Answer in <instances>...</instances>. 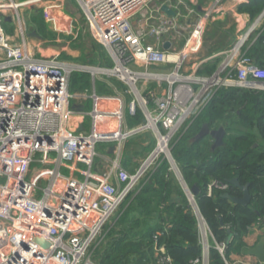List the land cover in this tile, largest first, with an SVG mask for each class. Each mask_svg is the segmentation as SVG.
<instances>
[{
	"label": "built area",
	"instance_id": "1",
	"mask_svg": "<svg viewBox=\"0 0 264 264\" xmlns=\"http://www.w3.org/2000/svg\"><path fill=\"white\" fill-rule=\"evenodd\" d=\"M66 1L28 2L39 4L54 30L72 35L79 21L65 12ZM74 1L90 35L114 62L113 67H98L96 73L125 82L128 88L119 93L128 98L123 103L119 97L114 128L98 132V117L109 115L99 109L98 102L117 97L97 94L94 88L71 92L69 76L75 65L59 60L58 51L56 55L42 52V47L47 49L56 40L31 43L17 12L7 19L15 27L14 33L8 32L3 20L6 10L25 2L0 0V264H88L95 240L145 171L141 165L128 174L117 156L107 154L104 165L97 167L99 143L118 150L136 132L152 129L156 147L149 157L154 155L152 161L160 154L170 157L173 137L186 130L220 87L264 91V68L246 53L264 29V8L232 48L198 58L205 26L224 0H213L200 9L188 0ZM162 6L174 14L167 15ZM180 37L184 43L176 52ZM222 54L225 60L213 73H201ZM88 99L93 105L86 110ZM139 109L144 122L125 128L126 119L135 118ZM79 125L83 128L77 132ZM164 136L165 150H158L159 137ZM212 187L224 190L227 184L211 182L206 188L209 196ZM195 211L202 251L201 259L193 262L208 264L209 248L222 252L225 244L206 242L213 236ZM154 250L159 264H173L163 244Z\"/></svg>",
	"mask_w": 264,
	"mask_h": 264
},
{
	"label": "trees",
	"instance_id": "2",
	"mask_svg": "<svg viewBox=\"0 0 264 264\" xmlns=\"http://www.w3.org/2000/svg\"><path fill=\"white\" fill-rule=\"evenodd\" d=\"M263 8L264 0H251L237 10L257 16ZM246 53L264 68V29ZM70 83L73 89L78 87L84 91L89 89L90 80L87 74L81 73L73 76ZM135 118L142 120L140 111ZM204 124L211 129L224 128L222 146L212 149V139L208 135L195 140ZM171 152L185 183L199 188L195 196L197 210L214 242L225 244L222 252L213 246L209 248L208 264H231L230 256L240 254L246 246L248 229L264 221V91L220 87L174 141ZM164 169L166 167L161 165L147 173L130 200L135 202L138 212L152 213L157 220L155 225L130 233L127 229L138 226L139 220L131 222L126 229L110 223L100 264H154L159 259L154 247L162 244L173 264H196L193 261L201 259L196 211L187 198L181 196L182 187L175 198L171 197L170 177ZM233 178L242 185L248 184L251 199L247 205L233 203L223 196L224 193L231 197L242 196V191L229 182ZM213 181L225 183L227 188L212 187L209 196L206 188ZM229 233L231 239L226 242ZM108 259L112 261L109 263Z\"/></svg>",
	"mask_w": 264,
	"mask_h": 264
},
{
	"label": "rangeland",
	"instance_id": "3",
	"mask_svg": "<svg viewBox=\"0 0 264 264\" xmlns=\"http://www.w3.org/2000/svg\"><path fill=\"white\" fill-rule=\"evenodd\" d=\"M22 2H25L23 6L18 7L17 9L11 8L6 10L5 16H3V20H4V25L5 28L8 30V32H10L11 34L14 33L15 31V27L14 24L11 21H8V17H10L12 14H15L16 12L19 14L20 18H21V22L23 24V27L25 29V31L27 33H31L34 32L36 34V37H29V41L31 43H37L40 39H49V40H56V43H51L49 42L48 44H54L56 45L57 43H60L61 47H63L64 49H60L58 50V55H59V60L64 61L66 63H70L73 65H83V66H91V67H113L114 66V62L113 60L110 58V55L107 51V49L105 47H103L100 43H98L97 41H95L92 36L90 35L87 25H86V18L85 16L82 14V11L80 10V8L77 6V4L75 3L74 0H67L66 1V9L69 8V11L73 12V14H75V10H76V15L78 17L79 20V27L77 29H73L72 30V35H68L69 33H66L65 31H57L54 30L52 24L50 25L49 22H47L42 14V10L39 7L38 3H30L28 1L30 0H20ZM68 4H71L73 7H75V10H72ZM58 13V12H57ZM55 12L52 11V15L53 17H55L56 19L59 18V14L55 16ZM257 17V16H256ZM60 19V18H59ZM221 22H217V24H220ZM63 27H66L68 32H69V26L68 25H62ZM220 29L218 30V34H216L215 38H212L216 44L213 46H225L226 48H228L227 50H229L230 48H232V45L234 43H236V41L231 45L232 41L236 39V34L234 35V29L233 26L231 28H228L226 32L222 31V27H224L225 25H222V23L219 25ZM212 28V26L209 28V30ZM263 28L260 27L259 30H261ZM209 30H207L206 33V26L204 29V33H202L203 36V40H204V35L206 33V38L207 37H211L209 35ZM38 32V33H37ZM230 34H228V33ZM255 36V32L253 35H251L248 39V42L246 43L247 46L248 44H250V42L252 41V39ZM239 37V36H238ZM226 40V45H225V41ZM63 43V44H61ZM177 45H176V49L174 46V51L178 52L180 51V49L182 48L181 46L184 43V39L183 38H179L176 41ZM224 44V45H222ZM179 46V47H178ZM205 48L204 45V41H202V45L200 50L198 51V53H196L195 57L198 58H203L202 54H203V50ZM50 47L47 48L46 47H42V52L44 54L50 55L52 53H54L53 55H56L57 53H55V51ZM173 50V49H172ZM226 51V50H224ZM218 52V51H217ZM223 57L225 58V54L220 55L218 58L221 61L223 59ZM191 58L193 59V55H191ZM217 58V59H218ZM211 65L210 69H212L215 66V69H212V73L216 70L217 66L219 65V61H217L215 58L213 59V61H211L208 66ZM75 66H73V69L70 72V76H69V90L71 92H84L82 90H79L78 87H75L74 89L72 88V85L70 83V79L73 76H79L81 73L87 74L90 82L92 79V76L89 72L86 71H80L75 69ZM72 68L71 66L69 67V69ZM78 68V67H77ZM80 68V67H79ZM97 70V69H96ZM206 74H210L211 72L208 71H203ZM97 76L99 74H96ZM97 88L99 89V87L105 91H107V94L109 93V91H111V88L113 87V90H117V91H124L126 90L128 87L126 85L125 82L121 81L119 78L115 77V76H104V78L101 79H97ZM140 84V82H138V85ZM78 85H80V83H78ZM77 85V86H78ZM128 97H123L124 100H127ZM98 107L99 109L103 112V113H109L108 116L103 115L98 117L97 119V129L98 132L100 130V124L101 121H109L111 120V118H107L109 116L113 117V112L114 110L117 109V105L109 102L107 100H100V102H98ZM91 108V106H90ZM89 108V109H90ZM88 110V109H87ZM113 125L116 124V120L113 119ZM135 120H127L126 124L127 125H132ZM192 123V122H191ZM110 125L109 127L107 125H105L103 128H105L104 131H109V129H113L114 126ZM164 134V133H163ZM183 134L182 131H179L171 140L169 146H172V144L174 143V141L180 137ZM136 135V134H135ZM131 136L130 138H128L127 142L124 144V147L122 148V153L119 157L118 163L119 166L125 170L128 174H132L135 172V170L139 169L140 166L142 165V162L144 160H146L150 154L153 152L154 148L156 147V138H155V132L151 129H146L142 132H139V134H137L136 136ZM106 145H103V143H99L96 146V150L99 153V157L96 158L95 160V164L97 167H100L102 165H104L105 162V158H107L108 156L104 153ZM172 150V149H171ZM171 156L174 159L172 152H171ZM105 157V158H104ZM109 158H111L109 156ZM175 160V159H174ZM176 163V167L174 168V166L172 165L171 161L169 160V157H166L164 154H160L157 158H155L151 164H149L145 171L143 172L142 176L139 178V180L137 181V184L134 186V188L132 189L131 193L128 195V197L125 199L124 203L122 205L119 206V208L116 210V212L111 216V218L107 221V223L105 224L104 228L102 229L101 235L99 236V238H97L95 240V247L91 248L89 251V255L88 256V264H100V260L101 257H103V253H104V248H105V242L107 237L109 236L108 234L110 233V228L109 224L110 223H115L116 226L118 228L122 227V228H129V225L131 224V222L135 221V220H139L138 223L139 225L136 227L131 228V230L127 229V232L130 231V233H138L140 231H143L147 228V224H149L148 222L155 220L156 221V217L152 214V213H147V214H143L138 212L134 206H135V202L130 200L133 198L134 193L136 192V190L138 189L141 181L146 178L147 173L157 170L161 165H164L166 167V169H164V171L169 175L170 177V187L172 189V193H171V197L175 198L177 196V192L180 189V187H182L181 182L179 180V174L181 175V169L179 167V165ZM182 177V175H181ZM183 190V188H182ZM180 192V190H179ZM189 199V198H188ZM154 204L156 202V199L153 201ZM144 215H147V218H143ZM140 220H145L144 222H140ZM93 245V246H94ZM131 258V257H130ZM111 259V258H110ZM106 260L107 262H111L112 260ZM85 261H83L81 264H85Z\"/></svg>",
	"mask_w": 264,
	"mask_h": 264
},
{
	"label": "crops",
	"instance_id": "4",
	"mask_svg": "<svg viewBox=\"0 0 264 264\" xmlns=\"http://www.w3.org/2000/svg\"><path fill=\"white\" fill-rule=\"evenodd\" d=\"M188 1L194 8L200 9V8L206 7V5L210 4L213 0H188ZM250 2H251V0H224L223 1L220 11L217 14H215V17L212 19V21H208L207 22L206 33H207V30H209V28L212 26V28L209 30V35L211 37H207L206 38V33H205L204 40H203V36H202V41H204V45H205L202 57H207V56H210V55H214V54H216L218 52H222V51L228 49L225 46H221V45L220 46H218V45L213 46V45L216 44V42L212 38H215L216 34H218V30L220 29L219 25L221 23H222V25H225L224 27H222V31L223 32H226L228 28H231L233 26V29H234L233 32H234V35L236 34V39L232 41L231 45L238 39V36H240L242 33H244L245 30H247L250 27V25L255 20L256 15L252 16L248 12H245V11L244 12H239L237 10L238 7H241V6L244 7V6H246V4H248ZM68 5H69V7L72 10H75V7H73L71 4H68ZM65 12L68 13V14L70 13L71 15H76V10H75V14H73L72 11L71 12L69 11V8L65 9ZM75 17H77V16H75ZM217 22H221V23L217 24ZM228 34H230V33H228ZM224 41H225V45H226V40H224ZM222 45H224V44H222ZM49 47H51L55 52L60 49L58 45H54V44L50 45ZM218 57L219 56L215 57V59L217 61H219V65H220V63L223 62L225 60V58L223 57V59L220 61ZM210 66L211 65H209L207 67L208 72H212V69L213 70L215 69V66L212 69H210L211 68ZM77 67H79V66L76 65L75 69H77ZM93 69H95V68H93ZM94 72L96 73L97 71H94ZM94 72H92V73H94ZM96 74H95L94 82H92V79H91V82H90V85H89V90H92V88H94L96 90L97 94H100V95H111L113 97L114 96L117 97V98H115L116 100H111L109 102H112V103L116 104L117 107H118V105L120 104L119 97L121 96L119 91L113 90V87H112L111 91H109L108 94L105 91L102 92L101 90H103V88L101 89L99 87V89H98L97 88V82L98 81H96V78L97 79H101V76H99V75L97 76ZM104 76H110V75H102V78H104ZM123 97L124 96H121V100L124 103V102H126V100H124ZM92 105H93L92 100L88 99L85 102L83 107H84V109L87 110V109L90 108V106L92 107ZM138 111H140V114L142 116V120L138 121L136 118H127L126 121L127 120H135V119H136V121L132 125H127L125 123V125H124L125 128L134 129V128L138 127L139 125H141L144 122V114L142 113L141 109H139ZM107 118H111V120H109V121L102 120L101 124H100L101 128H103L105 125H107L108 127L110 125H113V121L112 120L114 119V117L109 116ZM87 124H88V121L85 122V126H87ZM139 132H142V131H139ZM139 132H136L135 134L137 135V134H139ZM135 134H133L132 136H134ZM127 140H128V138L124 141V143H122V146L118 150L115 149L113 145H109V144L107 145L106 143H103V145H106L104 153L107 154L108 156H110L111 158H114L115 156H117V158L119 159V157H120V155L122 153V148L124 147V144L127 142ZM191 187H189V188H191ZM182 195L184 197H186L187 200L189 201L188 195H187V193L185 192L184 189L182 190L181 196ZM144 218H147V215ZM156 221L152 220V221L148 222L149 224H147V225L148 226H153V225H155ZM263 222H260L258 225H255L253 227L251 226L250 227L251 229H248L249 231H247V236L245 237L246 246L243 248V250L241 251L240 254L239 253H235V254H232L230 256L231 264H241V263L242 264H261L255 257L249 255L247 253V251H248L249 248L255 246L256 243L259 240H261V239L264 240V223ZM206 242L209 245H212L214 241H213V239L210 236H208L207 239H206ZM153 257H154V255H153ZM155 263L157 264L158 262L155 261Z\"/></svg>",
	"mask_w": 264,
	"mask_h": 264
},
{
	"label": "water",
	"instance_id": "5",
	"mask_svg": "<svg viewBox=\"0 0 264 264\" xmlns=\"http://www.w3.org/2000/svg\"><path fill=\"white\" fill-rule=\"evenodd\" d=\"M161 10L164 11L167 15H173L174 14L167 6H162ZM28 37H36V34L34 32H31L28 35ZM168 46H169L168 42L164 43L165 49H167ZM79 67L80 68H77V70L89 72L92 76V82H94L95 72L92 73V69L97 68V70H98V67L83 66V65H80ZM25 71H26V74L29 73L28 69H26ZM94 71H96V70H94ZM79 108L80 107H78V109ZM82 128H83L82 125H79L78 128L76 129V131L79 132L82 130ZM206 135H208L212 139V144H211L212 149H215L216 147L223 145V137L225 135V130L222 126L216 128V129H211V128H209V126L207 124L202 125L200 131L195 136V140L200 139L201 137L206 136ZM169 158H171L173 161V163L171 161L172 165L174 167H176V165H175L176 163H175L174 159L172 158L171 154H170ZM179 180L181 182L183 189L185 190V192L188 195L189 201L191 203H193L194 209L197 210V206H196V202H195V196L198 194L199 188L196 185H193L191 188H189L187 186V184L185 183L183 177H181L180 174H179ZM229 182L231 184L237 186L242 191V196L241 197H231V196H229L228 193H224L223 196L228 198L233 203H240V204L247 205L251 199V196H250V193L248 190V184L242 185L238 182V180L236 178L230 179ZM197 212H198V210H197ZM230 239H231V234L229 233L226 242H229ZM247 253L249 255L255 257L260 263L264 264V240L263 239L259 240L255 246L248 249Z\"/></svg>",
	"mask_w": 264,
	"mask_h": 264
},
{
	"label": "bare ground",
	"instance_id": "6",
	"mask_svg": "<svg viewBox=\"0 0 264 264\" xmlns=\"http://www.w3.org/2000/svg\"><path fill=\"white\" fill-rule=\"evenodd\" d=\"M258 23H259V22H256V23H254V25L256 26V25H258ZM69 67H70V66H67L66 68L69 69ZM78 68H79V67H78ZM96 69H97V68H95L94 70H96ZM94 70L92 69V72H94ZM96 71H98V70H96ZM159 140H160V144H159L160 149H158V150H163L164 147H165V142H166V140H167V137H166V136H164V137H159ZM164 150H165V149H164ZM153 157H154V155H152L151 157H149L148 159H146L145 161L142 162V168H141V171H143L144 169H146L147 165L150 164V162L152 161V158H153ZM169 160L172 161L171 158H169ZM172 163H173V161H172ZM174 168H175V167H174Z\"/></svg>",
	"mask_w": 264,
	"mask_h": 264
},
{
	"label": "clouds",
	"instance_id": "7",
	"mask_svg": "<svg viewBox=\"0 0 264 264\" xmlns=\"http://www.w3.org/2000/svg\"><path fill=\"white\" fill-rule=\"evenodd\" d=\"M175 161V160H174ZM176 165V164H175ZM177 166V165H176Z\"/></svg>",
	"mask_w": 264,
	"mask_h": 264
}]
</instances>
